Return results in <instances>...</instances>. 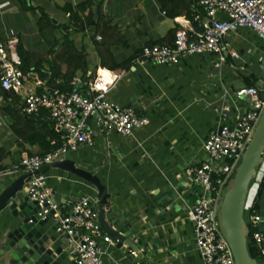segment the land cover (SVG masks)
<instances>
[{
	"label": "crops",
	"instance_id": "0c3cea01",
	"mask_svg": "<svg viewBox=\"0 0 264 264\" xmlns=\"http://www.w3.org/2000/svg\"><path fill=\"white\" fill-rule=\"evenodd\" d=\"M63 1V5L66 2L75 5L81 0ZM151 4L152 8H148L145 0H96L104 21L116 27L127 43L110 48L115 63L128 64L116 70H110V62L100 67L96 49L84 47L88 71L85 75L78 73L86 81L87 75L97 68L111 72L117 79L108 94L110 101L133 107L148 123L129 137L116 134L98 137L93 147L67 153L65 158L99 177L110 195L106 221L132 242L149 264H204L195 245L192 223L187 219L188 210L201 193L190 181L188 169L206 159L203 144L220 122L214 108L229 103L243 111L240 102L231 101L232 92L241 87L234 84L238 80L246 84L245 79H254L257 86L264 81V41L246 28L228 35L223 39L227 45L226 60L218 67H215L218 62L215 54L188 56L176 65L129 61L135 52L148 43L162 40L169 31L180 26L194 27L185 16L165 18L156 0H151ZM28 13L20 11L16 0H0V39H6L10 29L20 32L24 27V20L20 29L4 27L1 20L14 21L16 16L25 18ZM219 18L224 19L222 15ZM19 32L18 41L21 39L26 49L36 52L33 42ZM84 34L90 39L93 33L86 30ZM40 50L45 53L43 46ZM231 52H236L238 58L232 57ZM234 109L225 121L228 125L234 123ZM10 124V117L0 111V148L5 154L1 155L0 192L20 175L18 165L26 154L18 155ZM31 152L34 154L36 148ZM259 169L249 187L246 211L256 199L264 161ZM42 174L46 188L52 196H60V202L68 204L82 196L98 199L91 185L70 173L49 168ZM256 200V212L261 217L259 228L264 231V196ZM6 216L5 211L0 214V233ZM101 247L106 264H138L136 255L124 243L120 247L117 243L101 244ZM70 261L72 257L67 255L65 264Z\"/></svg>",
	"mask_w": 264,
	"mask_h": 264
},
{
	"label": "built area",
	"instance_id": "2783aa9c",
	"mask_svg": "<svg viewBox=\"0 0 264 264\" xmlns=\"http://www.w3.org/2000/svg\"><path fill=\"white\" fill-rule=\"evenodd\" d=\"M191 8L194 27L180 26L175 30L171 46H144L136 63L176 65L188 56L215 54L218 67L225 62L226 44L223 39L246 28L264 41V0H196ZM222 15L224 19H220ZM17 34L9 30L6 39H0V90L19 97L21 112L36 115L47 113L60 147L45 155H24L18 165L20 174H28L23 191L37 204V216L44 220L54 212L52 220L56 232L67 237L70 255L75 264H106L101 244H112V239L99 224V200L89 196L78 197L66 205L50 201L43 167L65 159V155L83 147H93L96 138L116 134L129 137L143 128L148 119L131 106H120L108 98L117 77L106 69L97 68L82 80L77 75L72 91H64L41 79L35 72L24 74L18 69ZM231 56L238 58L236 52ZM56 85L58 81L54 82ZM259 86H246L232 92V102H240L243 111L225 103L214 111L220 117L219 126L209 132L203 144L206 159L188 169L190 181L200 188L197 202L188 210L195 245L204 264H235L232 251L220 227L219 209L225 188L232 183L241 158L250 143L264 111V81ZM0 93V105L5 96ZM228 101V100H226ZM240 107V106H239ZM234 123L228 125L232 110ZM264 161V153H263ZM37 173V174H36ZM248 236L264 259V231L259 226L261 217L252 212L248 219ZM249 230L251 232H249ZM135 255L134 252H131Z\"/></svg>",
	"mask_w": 264,
	"mask_h": 264
},
{
	"label": "trees",
	"instance_id": "16d2710c",
	"mask_svg": "<svg viewBox=\"0 0 264 264\" xmlns=\"http://www.w3.org/2000/svg\"><path fill=\"white\" fill-rule=\"evenodd\" d=\"M21 12H38L36 21V32L45 49L44 54H40L26 49L21 39L18 41L16 57L18 59V69L24 74L29 72L37 73L41 79H48L49 83L64 91H72L71 85L76 75H85L88 71V61L84 48H78L71 38V33L84 34L87 29H92V44L96 49L100 60V67H106L110 62V70L124 69L127 62L116 64L110 51L112 46H126L125 38L119 33L116 27L105 22V17L101 13L100 6L95 5L96 0H81L77 4L66 2L62 6H55V9L66 17L64 23H59L52 18L44 6H33L32 0H16ZM49 3V0H46ZM159 11L167 19H175L185 16L192 20L191 8L196 6V0H156ZM175 30L169 31L165 38L160 41L148 43L146 46H171ZM57 31H62L61 37L56 36ZM141 53V49L129 58L135 60ZM58 81L56 85L54 82ZM247 86H256L254 79L244 80ZM0 93H3L0 90ZM5 104L0 111L11 119L10 130L17 141L18 155H33L31 152L36 148L34 154L45 155L57 150L61 142L58 135L53 130V124L48 119L47 113L41 110L36 115H25L21 112L19 97L12 93H3ZM264 94V88H263ZM5 155L0 148V170H2V156ZM49 167H43L40 173H44ZM264 196V173L260 186L256 194V199ZM249 211H244L246 215L256 212L257 200ZM245 219V218H244ZM249 229L248 222L246 223ZM249 232H251L249 230ZM247 249L250 257L259 263V251L250 236L247 239Z\"/></svg>",
	"mask_w": 264,
	"mask_h": 264
},
{
	"label": "water",
	"instance_id": "95a60500",
	"mask_svg": "<svg viewBox=\"0 0 264 264\" xmlns=\"http://www.w3.org/2000/svg\"><path fill=\"white\" fill-rule=\"evenodd\" d=\"M237 82L239 84H234L236 87H246L240 80ZM257 86L262 87L261 84ZM263 153L264 111L232 183L222 197L219 209L220 227L224 231L235 264H258L248 253V229L244 210L249 187L263 163ZM48 167L70 173L91 185L99 199L97 211L103 232L110 236L113 243L119 244V247L124 243L128 251L134 252L138 264H149L145 255L106 221L105 212L110 195L97 175L83 170L73 160L66 158L54 161ZM28 178V174H20L0 192V214L4 211L8 213L2 223L3 232L0 233V264H65L67 255H70L67 237L56 232L52 220L54 212H50L44 220L38 218L37 204L30 201L23 191ZM60 199V196H50V201L58 207L66 204V201L60 202ZM70 264H75V261L72 259Z\"/></svg>",
	"mask_w": 264,
	"mask_h": 264
},
{
	"label": "rangeland",
	"instance_id": "374dc122",
	"mask_svg": "<svg viewBox=\"0 0 264 264\" xmlns=\"http://www.w3.org/2000/svg\"><path fill=\"white\" fill-rule=\"evenodd\" d=\"M63 0H49V3L46 2V0H32V5L33 6H44L47 10V12L49 13V15L56 19V21H58L59 23H64L66 21V17L62 16L61 13L59 11H57L55 9V6H62L63 5ZM145 5L149 8H152V4H151V0H145ZM39 17V13L38 12H30L28 14H26V17L23 18L20 15L16 16V18L14 19V21H10L7 18H4L3 20H1V24L5 27V26H12L14 29H20L21 27V21L23 22L24 20V27L21 31L23 32H19L16 30V33H22V35L25 37V39L27 41L33 42L31 43V45L35 48V51L43 54V52L40 50L42 47V44L40 42V40L35 37L37 36V32H36V19ZM25 30V31H24ZM89 30V32L91 31L93 33L92 29H87ZM63 34L62 31H57L56 32V36L57 37H61ZM35 37V38H34ZM71 38L75 41V44L78 48L81 47H85V49L87 48L88 50H92V47L94 48V45L92 44V40L91 38L88 39L86 37V34H81V33H71ZM90 56V55H89ZM90 59V57H89ZM67 156V155H65ZM260 171V169H258V172ZM253 184L250 185V189L252 187ZM227 190V188H225V191ZM225 193V192H224ZM246 208V206H245ZM246 211V210H244ZM244 220L247 223L248 220V215H246V213H244ZM258 263V262H257ZM258 264H264V259L262 257H259V263Z\"/></svg>",
	"mask_w": 264,
	"mask_h": 264
}]
</instances>
